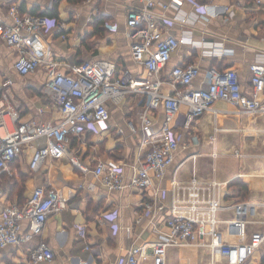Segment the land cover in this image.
<instances>
[{"label": "crops", "instance_id": "1", "mask_svg": "<svg viewBox=\"0 0 264 264\" xmlns=\"http://www.w3.org/2000/svg\"><path fill=\"white\" fill-rule=\"evenodd\" d=\"M204 2L218 5L216 18L204 20L195 14V6ZM12 4L21 13L28 14L37 8L43 11L56 6L57 14L51 17L57 19L56 25L31 37L33 49L42 58H52L63 64L80 63L89 57L104 58L116 63L119 69L140 72V65L130 55L124 31L125 7L121 2L0 0L1 21L10 22L7 13ZM156 10L161 11L159 6ZM165 13L170 18L186 15V23L173 18L174 23L168 31L178 37L188 33L194 42L192 45L181 44L172 54L163 73L165 78L172 66L195 63L199 74L193 85H204V72L210 66H216L236 71L242 89L248 93V66L258 54H264V0L261 3L255 0H182L180 7L171 6ZM99 19L103 21L101 25ZM106 22L117 25V30H108L104 25ZM14 57L15 51L0 41V87L4 80H11L14 95L22 104L21 120L42 122L53 119L55 107L43 92V67L30 75L20 76L12 68ZM261 97L264 98V92L260 93ZM130 99L134 100V106L110 107V134H91L93 141H76V146L70 141L68 152L77 151L91 164L99 160L132 163L138 159L142 155L139 135L131 134L127 123L131 121L139 127L140 101L134 97ZM154 118V127L158 128L162 110H155ZM119 128L124 131L122 135L117 134ZM181 133L182 147L159 184L169 187L166 206L174 200L186 204L188 214L192 209H200L196 227L200 226L204 233H196L194 239L187 242L149 250L140 264H264V240L261 238L264 235V209L260 207L248 221L239 222L231 208L241 202H264V114H245L218 100L212 109ZM112 135L120 140L106 141ZM96 139L103 141L100 144ZM28 151L18 159L22 171L29 173L24 195L28 196L38 185L55 187L63 193L72 190L71 207L50 214L39 234L29 241L20 242L14 248H0V264L23 261L39 241L47 242L54 253L51 260L39 264H116L124 252L120 246L127 248L132 243L141 244L147 237L150 228L144 230L133 224L134 216L142 210L139 194L108 192L99 179L91 173H82L67 158L46 163L38 172L30 173L27 159L23 164L24 156H29ZM237 182L244 183L246 189L241 191ZM7 200L12 199L7 195L1 199L3 203ZM212 204L216 205L214 209ZM113 208L120 209L118 221L121 225H133L130 233L114 235L111 223L102 220V213ZM25 224L22 231H26ZM219 244L230 245L229 256L224 257L213 248ZM172 255L177 257L176 263H173Z\"/></svg>", "mask_w": 264, "mask_h": 264}, {"label": "built area", "instance_id": "2", "mask_svg": "<svg viewBox=\"0 0 264 264\" xmlns=\"http://www.w3.org/2000/svg\"><path fill=\"white\" fill-rule=\"evenodd\" d=\"M115 1L125 7L124 31L130 55L141 67L138 73L119 69L116 63L104 58L89 57L74 64L42 58L33 49L31 37L56 25L57 19L21 13L15 4L9 6L7 15L10 22L0 20V41L15 51L12 68L18 75L24 77L43 67V92L54 105L56 114L53 119L42 122L21 120L22 104L14 95L11 80L2 82L0 176L4 171L9 172L11 161L31 149L26 163L30 173L38 172L46 163L67 158L82 173H91L99 179L108 192L139 194L142 210L134 216L133 224L144 230L150 229L141 244L132 243L127 248L120 246L124 252L116 264H140L149 250L187 242L193 240L196 233H204L200 226L196 227L200 221V209H192L188 214L185 212L188 210L186 204L174 200L166 206L169 187L159 182L164 179L182 147L181 130L189 129L192 122L212 109L216 101L227 102L253 116L264 114V98H260V93L264 92V54H258L248 66V93L242 89L236 71L216 66H210L204 72V85H193L199 74L195 63L174 65L166 72L165 78L163 73L172 54L181 44L194 43L188 33L178 37L168 31L174 19L181 23L188 20L186 15L173 19L165 13L171 6L180 7L182 0ZM157 6L161 11L156 10ZM194 12L204 20L219 15L218 5L212 2L197 4ZM104 25L113 32L117 30V25L107 22ZM131 97L140 101L139 127L131 121L127 123L129 132L139 135L138 146L142 155L138 159L132 163L99 160L91 164L84 161L77 151L68 152L72 137L84 141L88 133L100 135L101 131L110 129V107L122 106ZM155 110H162L158 128L154 127ZM123 132L122 128L117 129V134L122 135ZM73 194L72 190L63 193L55 187L38 185L22 203L16 198L3 203L0 187V248H14L39 234L50 214L71 207L69 200ZM215 206L212 204L211 208ZM260 207L264 209V202H241L231 208L238 221L245 222ZM119 216L120 209L113 208L102 213V220L111 223L114 235L130 233L133 225H121ZM24 223L26 231H22ZM261 238L263 241L264 235ZM213 248L224 257L231 253L227 244L213 245ZM53 256L49 244L39 241L30 249L26 259L15 264H39Z\"/></svg>", "mask_w": 264, "mask_h": 264}, {"label": "trees", "instance_id": "3", "mask_svg": "<svg viewBox=\"0 0 264 264\" xmlns=\"http://www.w3.org/2000/svg\"><path fill=\"white\" fill-rule=\"evenodd\" d=\"M31 14H34V15H46V16H49V17H54L57 14V9H56V6H54L51 9H48V10L46 9V10H43V11H39L38 8H37V9H34L33 11H31ZM99 22H100V25H101V23L103 21L101 19H99ZM87 135H88V137H90L91 134L88 133ZM76 141H79V139L77 137H72L71 138L72 146L73 145L76 146V144H74V142H76ZM18 165H19L18 159H14L13 161L10 162V167L11 168H15V167L19 168ZM13 179L15 181L9 182L8 185H7L8 188H9L8 193L10 195H12V197L15 196V195L20 197L19 199L17 198V201L19 203H22L27 197V196L24 195V193H25V183H26V180H27V174L25 172H23L22 170L18 169V170H16V173L13 176H12V172H11V180H13ZM19 181L21 182L22 185H21V187L19 189H16V184ZM238 184H239V187H240L241 191L245 190L246 187H247L244 183H238ZM13 189H15L16 191L13 190Z\"/></svg>", "mask_w": 264, "mask_h": 264}, {"label": "rangeland", "instance_id": "4", "mask_svg": "<svg viewBox=\"0 0 264 264\" xmlns=\"http://www.w3.org/2000/svg\"><path fill=\"white\" fill-rule=\"evenodd\" d=\"M93 56V55H92ZM133 101L134 100H131V99H128L127 100V102L125 103V105H127V106H134V104H133ZM124 107H126V106H124ZM240 111V110H239ZM242 112H244V111H242ZM245 113V112H244ZM245 114H249V113H245ZM104 132H108V134H110L111 132L109 131V129H105V130H103ZM104 132H100V133H102L103 135L105 134ZM93 138L94 137H86L85 138V141H93ZM97 141H99V143L101 144L102 142L101 141H103V140H99V139H96ZM96 140H94V141H96ZM117 139L112 135V136H110V137H108L107 139H106V141H116ZM118 140H120V137H118ZM117 140V141H118ZM26 159H28V157L25 155L24 156V158H23V164H24V160H26ZM19 166V168H17V167H15V168H11V167H9V172H3L2 174H1V176H0V187H1V189H2V191H3V195L4 196H8L9 197V199H14V197H16V199L18 198H20V197H18V196H13L12 197V195H10L9 193H8V191H9V188H8V183L9 182H13V181H15L14 179L13 180H11V172H12V176L16 173V170H22V168H23V166L21 165V164H19L18 165ZM26 174H27V176H29V173H27V172H25ZM21 182L19 181L17 184H16V189H19L20 187H21ZM13 190H15V189H13ZM16 191V190H15ZM25 191H26V185H25ZM16 193V192H15ZM172 260H173V263H176L177 262V257H174L173 255H172Z\"/></svg>", "mask_w": 264, "mask_h": 264}]
</instances>
